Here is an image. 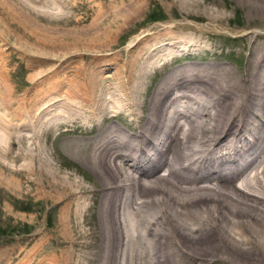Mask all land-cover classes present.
I'll use <instances>...</instances> for the list:
<instances>
[{"label": "bare ground", "instance_id": "6f19581e", "mask_svg": "<svg viewBox=\"0 0 264 264\" xmlns=\"http://www.w3.org/2000/svg\"><path fill=\"white\" fill-rule=\"evenodd\" d=\"M238 1L264 27V0ZM134 56L112 87L99 84L98 67L65 83L53 68L48 98L37 93L36 143L23 154L36 188L65 212L67 264H264V42L250 43L240 71L169 67L147 94L151 71ZM59 127L90 186L52 168L38 142ZM6 135L9 145L20 138ZM90 202L97 224L85 227Z\"/></svg>", "mask_w": 264, "mask_h": 264}, {"label": "rangeland", "instance_id": "374dc122", "mask_svg": "<svg viewBox=\"0 0 264 264\" xmlns=\"http://www.w3.org/2000/svg\"><path fill=\"white\" fill-rule=\"evenodd\" d=\"M187 1L0 0V151L9 149L20 158L0 156V264L69 262L71 250L61 232L65 212L56 198L36 188L32 161L23 154L33 152L36 143L34 103L39 90L47 95L50 69L66 71L56 79L67 82L75 79L68 73L98 67L99 84L112 87L136 54L151 71L141 89L147 94L169 67L196 63L240 71L250 43L264 42V27L249 22L238 0ZM211 10L224 15L220 24L210 23ZM249 30L260 37L246 39ZM64 129L38 142L52 168L90 186L93 176L69 154ZM6 130L9 136L19 134L16 143L9 145ZM90 204L85 227L97 224V210Z\"/></svg>", "mask_w": 264, "mask_h": 264}, {"label": "trees", "instance_id": "16d2710c", "mask_svg": "<svg viewBox=\"0 0 264 264\" xmlns=\"http://www.w3.org/2000/svg\"><path fill=\"white\" fill-rule=\"evenodd\" d=\"M152 19V18H151Z\"/></svg>", "mask_w": 264, "mask_h": 264}]
</instances>
